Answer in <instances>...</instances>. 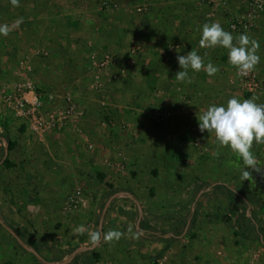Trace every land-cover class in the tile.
Returning <instances> with one entry per match:
<instances>
[{
  "label": "rangeland",
  "instance_id": "obj_1",
  "mask_svg": "<svg viewBox=\"0 0 264 264\" xmlns=\"http://www.w3.org/2000/svg\"><path fill=\"white\" fill-rule=\"evenodd\" d=\"M102 1L0 0V84L27 78L47 109H62L70 93L83 110L33 133L0 104V264H264V144L253 142L245 169L197 118L231 97L264 105V10L238 33L228 24L247 17L246 0H193L196 52L219 71L147 86L139 35L132 42L124 30L138 21L135 6L152 3ZM213 22L234 44L241 34L258 42L259 90L244 88L227 49L200 47L201 26ZM92 51L116 61L92 68ZM113 230L119 240L105 241Z\"/></svg>",
  "mask_w": 264,
  "mask_h": 264
},
{
  "label": "clouds",
  "instance_id": "obj_2",
  "mask_svg": "<svg viewBox=\"0 0 264 264\" xmlns=\"http://www.w3.org/2000/svg\"><path fill=\"white\" fill-rule=\"evenodd\" d=\"M11 2L18 6L19 0ZM7 31V26L0 25V35H7ZM233 40V35L225 31L218 22L201 26L200 47L220 46L227 49L229 63L236 67L237 75L247 76L260 62V57L256 54L259 44L245 34H241L235 44ZM177 61L181 69L175 74L178 81H190L189 69L198 72L204 68L209 76L219 71L211 62L205 66L196 51L178 55ZM197 118L199 130L214 134L220 147H229L242 159L245 169L255 165L251 149L254 141L256 144H264V105L255 103L254 99L231 97L226 104L209 105ZM248 176L249 171L245 170L244 180ZM120 235L118 231H109L104 235V240H119ZM90 238L95 242L100 239V233H91Z\"/></svg>",
  "mask_w": 264,
  "mask_h": 264
},
{
  "label": "crops",
  "instance_id": "obj_3",
  "mask_svg": "<svg viewBox=\"0 0 264 264\" xmlns=\"http://www.w3.org/2000/svg\"><path fill=\"white\" fill-rule=\"evenodd\" d=\"M146 1L152 3L149 11L146 14L138 13V21L135 18L130 22L128 28L124 30L126 32L124 36L131 39L139 35L142 62L137 73L138 78L147 83V86H156L177 80L175 74L181 70L177 61L178 55L197 51L198 47L194 41L196 17L194 10L189 6L193 0H168L181 5L184 3L186 8L183 10L179 8L173 10V7L162 10L167 0L165 2L163 0ZM78 11L82 10L76 9V12ZM131 40L133 42L134 39ZM4 157V138L0 137V171ZM156 245L158 246L159 243Z\"/></svg>",
  "mask_w": 264,
  "mask_h": 264
},
{
  "label": "built area",
  "instance_id": "obj_4",
  "mask_svg": "<svg viewBox=\"0 0 264 264\" xmlns=\"http://www.w3.org/2000/svg\"><path fill=\"white\" fill-rule=\"evenodd\" d=\"M250 11L247 17L232 19L228 27L232 32H247L250 25L251 15L255 12L264 10V0H246ZM102 3L109 7H117V3L104 0ZM150 8L149 3H141L135 6L134 10L144 13ZM116 61L115 54L111 52L92 51L89 54V64L95 69H104ZM244 88L253 92L261 88V81L258 79L254 71H250L247 76H241ZM64 106L62 109H47L40 94L36 93L33 82L27 78H23L17 82L12 88H5L0 84V104L14 118L24 122L33 133H42L54 128H60L69 125L71 120L78 115L83 114L75 99L70 93L64 97ZM78 194V193H77ZM74 197H77L74 195ZM71 202H76L71 196Z\"/></svg>",
  "mask_w": 264,
  "mask_h": 264
}]
</instances>
